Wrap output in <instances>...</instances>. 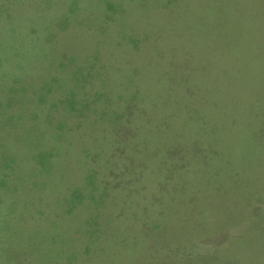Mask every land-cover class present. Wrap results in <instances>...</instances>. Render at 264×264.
Instances as JSON below:
<instances>
[{"label": "rangeland", "instance_id": "1", "mask_svg": "<svg viewBox=\"0 0 264 264\" xmlns=\"http://www.w3.org/2000/svg\"><path fill=\"white\" fill-rule=\"evenodd\" d=\"M0 264H264V0H0Z\"/></svg>", "mask_w": 264, "mask_h": 264}]
</instances>
